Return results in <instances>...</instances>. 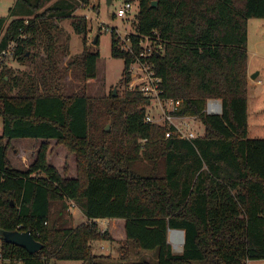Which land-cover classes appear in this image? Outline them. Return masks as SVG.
Wrapping results in <instances>:
<instances>
[{"label": "trees", "instance_id": "trees-1", "mask_svg": "<svg viewBox=\"0 0 264 264\" xmlns=\"http://www.w3.org/2000/svg\"><path fill=\"white\" fill-rule=\"evenodd\" d=\"M50 1L16 0L0 17L2 58L9 43L18 62L41 48L43 64L55 69L52 30L58 26L52 21L73 18L74 30L85 32L84 18L74 12L88 0ZM156 1L151 6L152 0H138L137 33L128 35L133 53L119 49L110 31L111 55L124 60L123 94L65 95L60 84H52L48 66L13 82L10 70L0 71V231L29 230L43 244L30 253L0 234L2 261L95 264L101 256L92 252V242L112 239L99 219L117 223L136 254L158 249L157 264L264 259V138L247 135V20L264 18V0ZM153 31L163 44L149 58L161 78L160 97L181 99L176 114L199 117L203 137H165L166 126L144 122L150 98L127 87L139 36ZM98 57L84 48L68 65L78 61L86 82L96 77ZM14 87L17 94L10 93ZM208 99H220V114L204 111ZM14 139L40 141L25 168L8 157ZM54 139L75 154L76 176L63 177L47 162L48 141ZM68 201L86 221L72 225ZM169 229L184 231V242L175 232L180 253L171 249Z\"/></svg>", "mask_w": 264, "mask_h": 264}, {"label": "rangeland", "instance_id": "rangeland-1", "mask_svg": "<svg viewBox=\"0 0 264 264\" xmlns=\"http://www.w3.org/2000/svg\"><path fill=\"white\" fill-rule=\"evenodd\" d=\"M51 0L50 2H54ZM124 1L132 3V10L124 17L116 15V10L121 7ZM16 0H0V17L6 16L11 7L16 5ZM74 12L77 17H83L81 24H86V31L77 33L72 27L73 18H63L62 20L52 22L57 24L58 29H53L55 50L53 52L55 60V69H51L46 63L43 49H33L32 55L24 62H18L9 54L3 58L0 57V71L10 70V80L18 76H26L27 73L39 75V70L44 72L51 69L54 74L51 77L52 84H60L63 93L70 95L75 92L85 91L92 98H107L109 93L115 88L116 95L123 94L126 89L121 82L124 69L123 58L113 57L111 55V29L116 32L117 44L119 49L128 48L126 37L130 34L137 33L138 0H88L86 5L77 3ZM255 18H252L254 20ZM257 20V19H255ZM256 21L255 23H261ZM254 21L250 23L249 41L247 42V50L254 49L260 51L262 58L255 57L251 60L254 67L252 73L257 72L255 79L251 80L250 86L247 83V100L249 102V138H264V27L258 26ZM57 30V31H56ZM99 36L98 43H93L96 36ZM1 38V36H0ZM45 41V39H44ZM43 41V42H44ZM257 41V42H256ZM43 48V47H42ZM84 48L89 52H98L97 58V74L96 77L86 82L81 77L79 70V62L68 65L77 55H80ZM125 51V50H124ZM67 68V69H66ZM137 68V67H134ZM40 71V72H41ZM137 69L132 71L133 74ZM8 77H6L7 79ZM259 80V81H258ZM10 82V83H11ZM85 86V88L83 87ZM128 87V86H127ZM18 88L14 87L10 91L11 94H17ZM258 96H260L258 98ZM220 100V99H219ZM221 102V101H220ZM152 101L145 106V112L154 118L162 120L160 117L159 106ZM222 109V106H221ZM181 119L177 123L184 131L192 130L196 137H203L205 127L199 117L195 119ZM187 123V125L184 124ZM111 128V121L105 123ZM2 132V118L0 117V134ZM142 142V141H141ZM40 141L31 139H14L10 143L8 157L13 166L17 168H25L35 159L36 152L39 148ZM68 149L57 141H48L47 162L52 164L61 176L74 177L77 174L76 156L74 153H68ZM66 168V169H65ZM70 204V201H68ZM75 209V210H73ZM73 211V213L71 212ZM73 216L72 225H77L85 220L84 215L77 208L76 204L68 209ZM101 230L107 229L111 234V240H97L92 242V252L101 256L95 264H130L142 261H149L157 264L158 249L141 250L136 254L128 243H125L124 236L117 223L102 219L98 221ZM168 242L174 253H180L183 244H178L175 232L168 230ZM122 250L125 251V258H122ZM0 264H20L18 261H2ZM50 264H90L81 260H58L51 261ZM200 264V263H194ZM246 264H264V259L248 260Z\"/></svg>", "mask_w": 264, "mask_h": 264}, {"label": "built area", "instance_id": "built-area-1", "mask_svg": "<svg viewBox=\"0 0 264 264\" xmlns=\"http://www.w3.org/2000/svg\"><path fill=\"white\" fill-rule=\"evenodd\" d=\"M132 10V3L130 1H124L120 8L116 10V15L120 17L126 16ZM111 31V30H110ZM153 36L150 35H141L138 39L139 45V53L138 56L135 57V61L131 63L129 66L130 74L132 71L137 69L133 74H131V79L128 83L129 89H137L144 96L149 97L150 101L159 106V110L161 112L160 117L162 120L158 118H154L153 116L145 113L144 122L151 124H158L166 126L167 130L165 132V137L176 136L177 138L184 139H193L196 138L195 133L192 130L184 131L179 127L177 123L178 120L181 119H195L196 115H178L176 112L179 111L181 107V99L175 98H162L160 97V88L159 83L161 78L156 75L155 70L152 67V63L150 61V56L154 53H160L162 50L163 44L159 37L157 31H153ZM128 41V48L123 49L130 53H133L131 50V44L128 40V36L126 37ZM13 43H9L8 47L1 52L2 55L9 54L8 52L12 50ZM1 57V56H0ZM137 67V68H134ZM204 111L208 114H220L221 113V102L219 99H208L205 104ZM184 120V121H185ZM187 125L186 122H184ZM71 206H74V202L70 201ZM70 204L68 209H70Z\"/></svg>", "mask_w": 264, "mask_h": 264}, {"label": "water", "instance_id": "water-1", "mask_svg": "<svg viewBox=\"0 0 264 264\" xmlns=\"http://www.w3.org/2000/svg\"><path fill=\"white\" fill-rule=\"evenodd\" d=\"M111 0H107V3L109 4ZM157 1L152 0L151 6H156ZM97 36L93 40V43L95 42ZM254 76H251V78ZM113 95H116V89L114 88L113 90ZM109 124L106 125L105 129L109 130ZM171 231L175 232L178 231L182 234L183 237V242H184V231L182 229H170ZM0 234L3 238L4 241L15 244L17 246H21L25 248L28 252L34 253L38 250H40L43 247V244L36 240L31 232L29 230L21 231V230H1ZM182 242V243H183Z\"/></svg>", "mask_w": 264, "mask_h": 264}, {"label": "crops", "instance_id": "crops-1", "mask_svg": "<svg viewBox=\"0 0 264 264\" xmlns=\"http://www.w3.org/2000/svg\"><path fill=\"white\" fill-rule=\"evenodd\" d=\"M253 18V17H252ZM252 18H249L248 20H247V42L249 41V29H250V23H251V21H254V23L256 22V21H262L261 23H255L256 24V28L258 27V26H263L264 27V18H255V19H257V20H252ZM257 42V41H256ZM255 57H260V58H262V54L260 53V51H258V50H256V49H254V50H252V51H249V50H247V83H248V86H250V84H251V80H253V79H255L256 78V76H257V72L256 73H252L253 71H254V67L251 65V60L253 59V58H255ZM251 76H254V77H252L251 78ZM259 81V80H258ZM260 96H258V98H259ZM247 122H248V133H247V135H248V137H249V102H248V100H247ZM73 210H75V209H73ZM72 213H73V211H71ZM84 217V216H83ZM99 220H102V219H99ZM99 220H97V222L99 221ZM84 221H86V218H85V220ZM83 221V222H84Z\"/></svg>", "mask_w": 264, "mask_h": 264}, {"label": "bare ground", "instance_id": "bare-ground-1", "mask_svg": "<svg viewBox=\"0 0 264 264\" xmlns=\"http://www.w3.org/2000/svg\"><path fill=\"white\" fill-rule=\"evenodd\" d=\"M175 232H178V231H175ZM182 235V234H181ZM182 240H183V237H182Z\"/></svg>", "mask_w": 264, "mask_h": 264}]
</instances>
